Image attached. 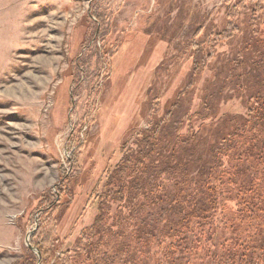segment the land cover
Returning a JSON list of instances; mask_svg holds the SVG:
<instances>
[{
	"label": "rangeland",
	"instance_id": "374dc122",
	"mask_svg": "<svg viewBox=\"0 0 264 264\" xmlns=\"http://www.w3.org/2000/svg\"><path fill=\"white\" fill-rule=\"evenodd\" d=\"M260 2L0 0V264L25 261L35 208L62 182L72 201L55 214L57 247L75 248L121 146L164 119L191 80L172 131L192 125L205 149L216 143L224 116L247 106V91L233 88L236 77L222 87L218 73L251 34L242 27L237 40L221 43L214 34L253 15L259 25ZM195 111L210 115L190 117ZM234 215L226 210L214 224L218 237L231 235Z\"/></svg>",
	"mask_w": 264,
	"mask_h": 264
},
{
	"label": "trees",
	"instance_id": "16d2710c",
	"mask_svg": "<svg viewBox=\"0 0 264 264\" xmlns=\"http://www.w3.org/2000/svg\"><path fill=\"white\" fill-rule=\"evenodd\" d=\"M261 3H257L262 16L259 25L253 15L247 24H231L214 34L219 43L238 39L242 27L251 34L243 37L235 60L229 66L224 64L218 73L222 87L227 85L226 79L236 77L233 88L247 91L245 113H227L218 140L207 149L192 125L185 133H174V111L190 95L193 83L189 81L164 119L121 146L118 161L95 191L96 213L90 225L80 231L75 248L59 250L55 232L56 211L67 208L72 196L68 190L62 191L63 182L56 187V196L49 189L51 199L35 208L37 228L30 238L39 256L26 248L22 264H190L192 256L197 264H264ZM192 62L191 77L197 74L196 60ZM202 98L211 112L215 105L210 95ZM209 115L195 111L190 117ZM226 201L233 205L228 208ZM229 209L235 214L231 235L221 238L214 232V224L224 222Z\"/></svg>",
	"mask_w": 264,
	"mask_h": 264
},
{
	"label": "water",
	"instance_id": "95a60500",
	"mask_svg": "<svg viewBox=\"0 0 264 264\" xmlns=\"http://www.w3.org/2000/svg\"><path fill=\"white\" fill-rule=\"evenodd\" d=\"M27 245L30 249H34V247H32L29 242H27ZM35 252H36L37 256H39V252L36 248H35Z\"/></svg>",
	"mask_w": 264,
	"mask_h": 264
}]
</instances>
